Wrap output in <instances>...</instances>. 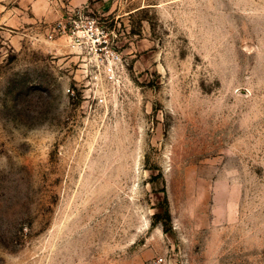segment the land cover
I'll use <instances>...</instances> for the list:
<instances>
[{
  "label": "rangeland",
  "instance_id": "1",
  "mask_svg": "<svg viewBox=\"0 0 264 264\" xmlns=\"http://www.w3.org/2000/svg\"><path fill=\"white\" fill-rule=\"evenodd\" d=\"M101 1L0 0V264H264V0Z\"/></svg>",
  "mask_w": 264,
  "mask_h": 264
},
{
  "label": "crops",
  "instance_id": "2",
  "mask_svg": "<svg viewBox=\"0 0 264 264\" xmlns=\"http://www.w3.org/2000/svg\"><path fill=\"white\" fill-rule=\"evenodd\" d=\"M88 0H73V2H72V4L73 5H83L85 2H87ZM99 2V1H98ZM100 2H102L101 0H100ZM97 3V2H96ZM102 6V5H101ZM99 8H100V6H99Z\"/></svg>",
  "mask_w": 264,
  "mask_h": 264
},
{
  "label": "built area",
  "instance_id": "3",
  "mask_svg": "<svg viewBox=\"0 0 264 264\" xmlns=\"http://www.w3.org/2000/svg\"><path fill=\"white\" fill-rule=\"evenodd\" d=\"M88 27L89 28H92L93 27V24L89 22Z\"/></svg>",
  "mask_w": 264,
  "mask_h": 264
}]
</instances>
